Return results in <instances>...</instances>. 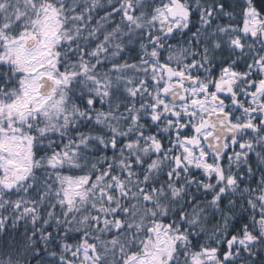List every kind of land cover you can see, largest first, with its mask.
Wrapping results in <instances>:
<instances>
[{"label": "snow or ice", "instance_id": "obj_1", "mask_svg": "<svg viewBox=\"0 0 264 264\" xmlns=\"http://www.w3.org/2000/svg\"><path fill=\"white\" fill-rule=\"evenodd\" d=\"M0 264H264V0H0Z\"/></svg>", "mask_w": 264, "mask_h": 264}]
</instances>
